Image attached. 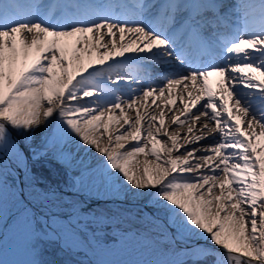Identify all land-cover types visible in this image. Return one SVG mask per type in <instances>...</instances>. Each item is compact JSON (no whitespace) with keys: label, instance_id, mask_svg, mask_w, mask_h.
Returning a JSON list of instances; mask_svg holds the SVG:
<instances>
[{"label":"snow or ice","instance_id":"6c2138e0","mask_svg":"<svg viewBox=\"0 0 264 264\" xmlns=\"http://www.w3.org/2000/svg\"><path fill=\"white\" fill-rule=\"evenodd\" d=\"M157 7L143 0H0V156L19 162L28 152L40 159L50 142L33 147L32 138L55 120L51 137L63 142L61 151L94 149L102 173L149 200L174 238H203L207 246L198 259L220 249L224 259L211 264H264V0L241 3L237 34L213 33L211 41L202 31L219 27L218 18L177 22L184 6L169 4L167 27L158 26L146 19ZM209 48L213 54L206 56ZM143 61L187 68L152 79L142 74ZM213 75L220 78L216 89L209 83ZM141 82L142 92L132 87ZM179 85L189 99L181 94L165 102L183 105L172 125L191 116L189 133L201 119L205 129L185 137L183 148L180 133H161L163 110L142 116L134 108L141 95L145 107L150 96L158 106L156 99L171 97ZM189 87L201 94L193 97ZM125 107L135 110L134 122ZM144 122L155 127L146 137ZM201 141L207 147H194ZM180 151L187 155L173 158ZM138 154L160 163L145 161L141 171Z\"/></svg>","mask_w":264,"mask_h":264},{"label":"bare ground","instance_id":"6f19581e","mask_svg":"<svg viewBox=\"0 0 264 264\" xmlns=\"http://www.w3.org/2000/svg\"><path fill=\"white\" fill-rule=\"evenodd\" d=\"M129 1L132 2V0ZM201 1L202 0H180L178 3L177 0H143L145 3L159 5V7L153 9L147 17H150L154 24H157L158 26L165 25V27H167L166 16L164 14L165 5L181 4L186 8H194V5L203 4ZM45 2H48V0H45ZM234 2L235 1L231 0H204L205 4L213 5L214 7L200 10L194 8V11L190 10L189 13H187V16H184L185 12L182 14V17H178L176 21L180 22V18L184 20L189 17L199 19L200 16L203 15L204 18H208V20L216 21L218 18L221 22L220 17L221 19H225L227 15L230 16L231 14L237 13L240 10V4L244 3V0H237V4ZM183 12L184 10L180 8L178 12L175 13V18L178 14ZM130 18L135 19L136 17ZM238 19L240 18L238 17ZM222 25L228 27L226 22ZM134 38L135 37H132V39ZM116 40L117 46H119L118 35ZM104 42L108 43L107 40ZM124 43H130L128 34L125 35ZM100 51L103 52V49ZM129 60H132L131 55H129ZM172 62L167 65H157V63L143 61L140 64V69L142 74L150 76L152 79L156 76H165L170 72L186 70L182 68H172ZM215 77L213 84H210L213 89L217 88V81L220 79L218 76ZM168 78L176 77L169 76ZM138 86H141L142 92V84L132 85L133 88ZM153 86L155 87V85ZM187 91L192 92L193 97L201 94L199 88L194 90L189 87ZM184 93L185 89L183 85H179L173 88V95L171 97L165 94V96L157 98L156 105L158 106H153V97L150 96L147 99V107H145V101L142 95L139 96L138 103L134 106V108L140 109L142 116H144L145 112H147L149 116H159L160 111L163 110L164 117L161 133H163L164 129H168L170 135L177 132L180 133L178 143L181 145V148L186 146L185 137L205 134V129L200 127V125L204 123L203 119L197 122L191 133L187 131L188 127L193 124L191 116H189L182 125H172V116L179 115L183 109V105L179 103L176 105H169L165 102L172 99H177L178 101L180 95ZM155 95L158 96V93ZM183 98L185 100L189 99L186 94H184ZM231 103H234V101H231ZM125 112L129 119L134 122L135 110L125 107ZM116 114L119 115L118 112ZM192 115L198 116L199 113L193 112ZM145 119L147 120L148 117ZM122 123L123 120H120L118 123L110 127L109 131L112 132L114 129L119 128ZM55 126L56 122L53 120L49 128L42 127L37 130L32 138L33 147H38L44 142L47 137V132L54 129ZM213 126L214 125L209 122V127L211 128ZM242 128H246V122L242 125ZM142 130L146 137L147 131H155V127L144 122L142 123ZM57 143L63 144L62 141H57ZM101 143H106V141L102 140ZM204 146H207L204 141L194 145V147L197 148ZM94 152V149L90 152L75 147L71 152L62 151L60 153L61 159H65L70 163L76 162L77 165H80L85 160L82 158L94 154ZM185 155H187V153L183 151L174 152L173 158ZM97 156L98 153L90 155L91 159H94ZM25 157H27L26 160ZM150 157L151 155L145 156L143 154H138L136 157V160L139 161L141 171L145 161L148 162L146 158ZM189 159L195 161L198 160V157H190ZM0 160H3V163L0 164V251L12 247L14 243L18 241L28 239V229L32 226L38 216L51 231V235L59 238L62 237V240H68L69 238L75 240L78 249L94 256L100 264H172L180 258L199 255L202 249L207 246V242L203 240V238L200 240L188 238L182 239V237L178 236L174 238L173 229L169 228L171 231L169 232V230H165L164 227H161L157 223L158 220L155 219V217L157 218L158 216L163 221V216L160 213L154 212L150 201L145 199L144 196H136L127 191L125 186L118 182L115 177L103 174L101 167H98L97 165V161L88 165L86 169L84 168L85 171L83 172L97 174L102 183H105L109 189L111 188V190L108 189V192L110 194L112 191V194L106 197L108 199H105L104 201L100 200V198L97 200L95 196L92 199L87 198L84 195L73 193V186L72 190L71 188L63 187H48L43 181L36 180V178H34L29 172L30 157L28 152L22 154L19 162H15L2 156H0ZM40 164L44 165L42 162H40ZM75 167L76 166H73V168ZM149 167H153V165H149ZM190 167L194 169V163L190 164ZM87 168L89 169L87 170ZM82 170L81 168L79 169V171ZM219 175L220 178L223 179V174L220 173ZM15 189L27 193V199L36 205V211L31 206L22 205ZM215 194L218 193H214V195ZM130 205H135L141 210V212L138 209L134 211H126L125 208L131 207ZM8 211H13L12 219L9 218ZM85 214L91 215L92 220L98 223L99 226L94 230L95 233L99 232L100 227L108 228L109 226H106L112 224L111 226L113 228H111V230L114 231L116 226V229L119 232H122V237H119L118 240L113 239L110 245H105L101 244L97 237L91 234V240H93V243H91L88 234H86L85 230L81 227V224L77 223L82 222L83 219L80 217ZM120 221L123 223L120 224ZM122 229H126L127 231H124L127 233L123 232ZM85 243H87V245ZM197 244L201 247L198 248ZM113 247L115 248L114 250L110 249ZM216 255L217 258L221 260L224 259L220 249H217Z\"/></svg>","mask_w":264,"mask_h":264},{"label":"rangeland","instance_id":"374dc122","mask_svg":"<svg viewBox=\"0 0 264 264\" xmlns=\"http://www.w3.org/2000/svg\"><path fill=\"white\" fill-rule=\"evenodd\" d=\"M51 131L52 130L49 131V134H47V137L45 138L50 142L51 151L36 161L31 158L29 153L30 174L43 181L48 187L60 186L63 188H71L72 190L73 186V193L86 194L95 197L98 196L99 198H106L112 194V191L109 194V187L106 186L105 183H102L97 174H88L87 172H83L85 171L84 168L86 169V167H88V165L96 159H91L90 157V155H94L96 152L82 158L85 160L80 165H77L76 162L70 163L65 159L63 160L61 159L60 153L62 152L61 148L63 147V144L57 143V141L52 139ZM64 151L69 152L66 149ZM146 159L148 160L149 165L154 166L156 163H160V161H157L153 156ZM40 162L44 163L45 166L40 164ZM73 166L76 167L73 168ZM80 168L83 170L79 171ZM88 169L89 168H87V170ZM109 190H111V188ZM82 218L84 219L82 222H91V220L88 219L89 216L84 215ZM34 226L37 228L38 232L34 237V240L30 242L31 244L27 247L23 245H16L1 250L0 264H90L88 262L80 263L79 261L72 259L64 250V247L71 249V243L57 244L58 240L50 235L49 230L42 225L38 218L36 219ZM111 236L113 235H108L106 232H100L99 241L101 243H103L102 241L108 242L112 239ZM191 239L200 240L201 238L193 237ZM199 255L189 257L182 263L178 262L174 264H211V261L215 260L214 256L207 257L205 259H198Z\"/></svg>","mask_w":264,"mask_h":264},{"label":"built area","instance_id":"2783aa9c","mask_svg":"<svg viewBox=\"0 0 264 264\" xmlns=\"http://www.w3.org/2000/svg\"><path fill=\"white\" fill-rule=\"evenodd\" d=\"M204 147H207V146H204Z\"/></svg>","mask_w":264,"mask_h":264}]
</instances>
